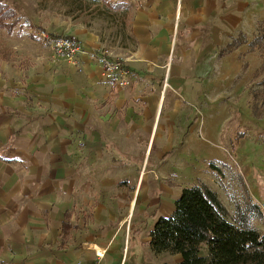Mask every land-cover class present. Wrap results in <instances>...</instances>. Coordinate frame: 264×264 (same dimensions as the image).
Returning <instances> with one entry per match:
<instances>
[{
	"label": "crops",
	"instance_id": "1",
	"mask_svg": "<svg viewBox=\"0 0 264 264\" xmlns=\"http://www.w3.org/2000/svg\"><path fill=\"white\" fill-rule=\"evenodd\" d=\"M113 1V4L126 3L131 13L129 26L137 50L128 65L139 69V72L134 71L140 78L144 77L145 85L154 86L151 88L160 93L151 126H140L147 121L137 120L129 112L115 119L90 114L94 111L89 109L90 104L102 98L101 92L104 95V89L97 83V73L91 68L83 71L81 83L80 74H71L65 66L58 67L56 74H45V69L34 72L35 78L28 89L33 87L31 94L42 107L41 113L27 126L26 118H23L25 125L13 135L15 141L19 140L13 147L17 154L13 158L0 155V164L18 171L2 181L5 183H0V263L71 264L80 260L126 264L133 210L139 205L140 213L147 211L148 179L145 173L165 171L166 157L174 154L170 144L164 143L169 123L180 124L185 120L186 128L190 122L182 117L163 116L165 96L170 91L200 92L214 84L225 83L229 73L234 71L228 69L225 73L220 68L212 74L213 63L207 56L214 50L220 59L229 62L238 50L224 51L230 41L238 35H252L264 22V0ZM13 33L20 36L22 31ZM31 35L27 37L37 42ZM10 59L6 57L2 61ZM215 66H219V62ZM16 94L20 99L0 91V108L14 111L12 102L22 100L24 96L20 92ZM116 96L117 106L123 107L127 101L126 91L117 92ZM160 100L161 112L158 114ZM50 107L69 114L53 111ZM26 110L27 113L36 112L34 106ZM163 117L168 123L162 129L163 145L154 153L157 166L144 169L143 162L138 165L134 161L140 157L144 159ZM193 129L190 127L188 134ZM143 136L147 144L144 156L143 151L139 158L129 151L127 154L128 144L139 145ZM118 142L126 147L116 148L114 144ZM130 157L134 160H129ZM131 171L143 173L137 178L124 174V179L110 182V178H118V174L114 175L116 172ZM171 189L161 187V195L155 199L159 217H169L174 212L178 197L169 193ZM115 205L121 208L110 209ZM75 206L91 208L90 217H74L72 209ZM66 214H69L73 228L62 239ZM73 230L75 241L71 237ZM104 251L103 258L97 259L95 253ZM180 260L181 257L175 255V263Z\"/></svg>",
	"mask_w": 264,
	"mask_h": 264
},
{
	"label": "rangeland",
	"instance_id": "2",
	"mask_svg": "<svg viewBox=\"0 0 264 264\" xmlns=\"http://www.w3.org/2000/svg\"><path fill=\"white\" fill-rule=\"evenodd\" d=\"M0 1L16 12V15L22 19L21 23L24 27L20 36L15 33L8 35L5 31H0V91L18 99L20 98L17 92L24 95L22 100L12 102L15 106L14 111L7 110L5 107L0 108L2 110H0V155L2 157L13 158V155L17 154L13 147L19 140L15 141L13 135H17L15 134L18 133L17 129L25 125L22 124L23 118H26L25 126H27L28 123L35 122L33 119L41 113L39 109L42 107L37 105L35 95L31 94L33 87L31 89L28 87L35 78L34 72L44 69L45 74H56L58 67H69L71 74H80L79 83L83 79L81 76H84L83 71L86 68L95 70L99 78L97 83L104 89L102 90L104 95L101 92L102 98L96 100L95 104H90L89 109L94 111L89 113L115 119L129 112L137 120L147 121L140 126L150 128L160 93L151 88L154 86L145 85L144 77L140 78V75L135 72H139V69H132L128 65V60L137 50L136 42L131 36L129 22L127 30L123 33L118 22L103 19L91 11L68 16L64 7L49 2L46 4L42 0ZM102 1L114 2L113 0ZM263 28L264 22L257 26L252 35H244L243 38L238 35L231 40L228 49L232 50L237 46L238 50L234 51V56L229 62L226 63V60L220 59L214 50L209 57L207 56V59L211 58L213 63L210 67L212 74L220 68H223L225 73L228 69L234 71L229 73L225 83L214 84L209 86L208 90L200 92L170 91L165 96L163 116L173 115L190 119V122L186 128L185 120L180 121V124L178 122L169 123L164 143L172 146L169 148L173 151L169 149V152L172 151L174 154L171 153V157H166L168 161L164 164L166 166H163L165 171L145 173L148 179V200L145 201L147 211L140 213L139 205L133 210L130 224L132 234L126 249V264H176L175 256L154 255L148 245L149 233L156 220L160 218L156 215L158 204L155 199L161 195V187L172 188L169 193L179 198L182 189L202 179L209 182L204 184L212 187L218 194L221 203L229 213V218L236 209L234 206L246 201L247 196L252 197L254 203L264 214V113L257 118L252 112V93L264 89L259 86L263 76L253 78L261 65V59L256 51L252 52L248 48V42L252 41L257 31ZM37 31L74 39L80 45L81 53L74 55L56 53L40 40L31 41L27 35ZM81 32L83 33L77 34ZM101 56L111 62L121 64V68L127 71L125 76L127 84L120 86L117 79H111L104 73L99 63ZM6 57L11 58L10 61H2V58ZM218 62L219 66L216 67L215 64ZM119 75L116 73L115 77ZM210 77L207 76V78ZM214 78L215 76H212V79ZM221 79L222 76H220ZM121 91H126L127 101L123 107H118L117 101L114 100L117 98L116 93ZM32 100L35 101L32 102ZM32 106L36 108V112L27 113V107ZM51 109L69 114L68 111H61L55 107ZM23 110L25 114L24 112L18 113ZM167 123L168 120L163 117L157 135L151 139L145 156L144 151L147 144L144 136L141 137L139 145L129 143L126 147L118 142L114 146L116 148L126 147V153L128 154L129 151L137 158L143 151L144 159L140 157L134 162L138 165L143 162L144 169L148 166L150 170L157 166L154 153L163 145L162 129L167 127L165 125ZM190 127L194 129L188 134ZM12 131H14L13 134ZM9 135L10 137L7 138ZM131 159L130 157L129 160ZM158 168L161 169L162 166ZM17 172L9 165L0 164V183H5L2 181L8 180ZM141 173L143 172H116L114 175L118 174V178L117 176L110 178V182L124 179V174L137 178ZM128 191L127 194L133 192ZM151 204H154V207ZM116 207L118 206L115 205L110 209ZM72 210L74 217L81 215L90 217L91 214V208L88 207L75 206ZM255 225L261 233H264V217L261 225L257 223ZM74 233L73 230L71 235L73 241H75ZM204 253L203 249L202 254Z\"/></svg>",
	"mask_w": 264,
	"mask_h": 264
},
{
	"label": "trees",
	"instance_id": "3",
	"mask_svg": "<svg viewBox=\"0 0 264 264\" xmlns=\"http://www.w3.org/2000/svg\"><path fill=\"white\" fill-rule=\"evenodd\" d=\"M42 1L64 7L68 16L91 11L103 19L118 22L123 33L131 19L130 10L124 2L113 4L102 0ZM21 22L22 19L16 12L0 1V31L8 34L22 31L24 27ZM240 37L243 38V35ZM229 47L230 44L224 51L230 52L237 48L236 46L231 50ZM248 48L260 56L261 65L253 78L263 76L259 86L264 88V28L258 30L252 41L248 42ZM252 112L257 118L263 115L264 89L252 93ZM234 207L236 209L229 218L218 194L204 182L197 180L196 184L182 189L175 201L174 212L169 217L156 220L149 233L148 245L151 252L154 255H179L181 260L177 264H264V233L255 225H261L264 214L250 196ZM71 228L73 226L69 221V214H66L62 239L66 238Z\"/></svg>",
	"mask_w": 264,
	"mask_h": 264
},
{
	"label": "built area",
	"instance_id": "4",
	"mask_svg": "<svg viewBox=\"0 0 264 264\" xmlns=\"http://www.w3.org/2000/svg\"><path fill=\"white\" fill-rule=\"evenodd\" d=\"M33 36L40 40L41 42L45 43L50 47L52 51H55L56 53H68L70 55H74L75 53H81L80 45L71 38H64V37H50L48 34L44 32H35ZM99 63L103 67L104 73L111 79H117L118 85L124 86L127 84L125 81V76L127 75V71L121 68V64L118 62H111L107 60L105 57L99 58ZM116 73H119L120 75L116 78ZM264 212V211H263ZM104 252L101 253H95V256L97 259L101 260L103 258ZM71 264H101L99 261L95 262H82L80 260H77Z\"/></svg>",
	"mask_w": 264,
	"mask_h": 264
},
{
	"label": "bare ground",
	"instance_id": "5",
	"mask_svg": "<svg viewBox=\"0 0 264 264\" xmlns=\"http://www.w3.org/2000/svg\"><path fill=\"white\" fill-rule=\"evenodd\" d=\"M161 112V100L158 102V106H157V113L159 114ZM157 116V115H156ZM154 125V124H153ZM153 127V126H152ZM155 127V126H154ZM135 204V203H134ZM134 204H132V209L134 207Z\"/></svg>",
	"mask_w": 264,
	"mask_h": 264
}]
</instances>
